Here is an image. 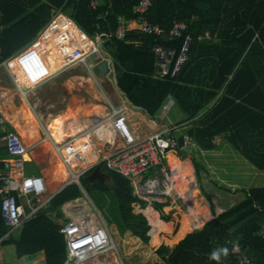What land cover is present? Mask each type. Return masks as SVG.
<instances>
[{
  "label": "trees",
  "instance_id": "trees-1",
  "mask_svg": "<svg viewBox=\"0 0 264 264\" xmlns=\"http://www.w3.org/2000/svg\"><path fill=\"white\" fill-rule=\"evenodd\" d=\"M139 1L0 0V64L31 46L55 16L63 13L88 36L100 35L102 51L110 60L117 86L130 104L157 116L166 104L170 111L171 101L186 114V121L193 122L186 132L199 148L214 150L229 142L264 172V0H151L145 16L167 33L156 40L153 34L133 29L127 30L125 37H117L121 19L137 17L134 7ZM179 21L187 24L186 32L193 36L189 59L176 76H157L154 47L161 43L173 49L176 57L183 38L171 37L169 31ZM4 134L0 131V136ZM189 151L193 150L182 143L177 154L185 158ZM191 159L199 181L201 170L209 176L195 154ZM188 161L177 158L178 172L186 173L184 182L193 171ZM98 166L110 174L112 183L87 178ZM254 175L252 181L264 179ZM80 180L81 185L71 182L60 190L47 208L40 209L18 233H12L2 243L15 245L18 257L43 250L46 264H65L67 247L61 233L63 225L58 220L67 222L69 218L62 206L91 188L113 190L123 231L130 230L144 243L149 242L152 225L145 214L134 212L133 207V203H139L144 208L148 201L135 193L128 177L102 161ZM210 182L231 192L242 188L245 196L216 212L211 196L201 186L211 207V218L191 231L188 211L179 230L173 227L168 231L176 234V241L182 239L173 248L161 244L157 255L168 264H241L246 254L253 264H264V182L249 188L229 181L220 184L214 178ZM168 205L169 201H152L153 208L159 211ZM160 218L169 221L164 214ZM8 231L0 203V238ZM162 231L155 244L160 242ZM235 243L239 252L234 251Z\"/></svg>",
  "mask_w": 264,
  "mask_h": 264
},
{
  "label": "crops",
  "instance_id": "crops-1",
  "mask_svg": "<svg viewBox=\"0 0 264 264\" xmlns=\"http://www.w3.org/2000/svg\"><path fill=\"white\" fill-rule=\"evenodd\" d=\"M60 14L61 15H59V17L55 18V20H53L51 24L46 27L44 30L45 33H43V31V35L41 33L37 40L33 43L34 45H37L41 40L43 48H40V44H38L37 49L36 47H32L24 54H18L7 60V64L10 62L9 66L4 63L0 64V111L8 120V123L5 127L8 129H15L28 145L29 153L25 163V173L27 175L35 174L45 178L48 187L46 196L56 195L65 187L64 185L70 181V176L67 169V175H65L64 178H60L62 177L61 171H63V168L65 169V167L61 157L59 156V153L53 145V142L65 143L66 141L70 140L67 147L64 149V153L71 155L70 160L72 162V167L76 172L83 170L87 171L88 169L102 162L103 159H105V157H107L109 154L111 147L106 145L103 141L104 139L98 136L99 134H97V132L99 131H86L88 127H91L98 121V119L107 114L109 109L107 101L108 98H110L115 104H123L127 107L130 125L133 131L141 137L160 130L167 124H177L179 126V133H187L186 129L193 124V122L186 121V114L181 111L178 106L173 105L171 101L169 102L170 111L174 110L171 118L168 117V113L170 111L167 108V104L162 108L161 113L157 116H151L139 107L130 104L117 86L115 77L114 79L110 77L111 73L114 75L113 68L110 63H108V81L105 83V87L103 86L104 89L98 85L94 77L97 76L99 80L101 78L98 65L94 60H88V65L80 63L72 67H68L69 69L79 68L80 71H70L66 74H58L59 71L63 69V66L61 67V62L64 58L62 50L64 43L69 41L71 44L69 46L73 48L74 46L86 47L85 45L92 42V38L88 36L76 24V22H74V20L63 13ZM124 25L127 27V30H141L139 29L135 20L126 21ZM49 45L51 46V49L49 48ZM47 49L50 50L46 51ZM11 64L13 65L11 66ZM89 66L93 67L95 74H92L89 71ZM50 72H52L50 75L52 77L49 79V81H47V83H45L47 85L46 89L55 91L56 86H58L64 90L66 95L65 99H67L64 104V108H62L56 114L51 112V108L54 106V104L49 103V101H52L51 96H49L48 93L42 96L43 92L41 89L43 85H37L39 82H41V80L48 76ZM54 72L56 73V76ZM15 78L20 81L23 88L28 89L29 86H33V89L30 91V93L28 91V95L25 97H31L33 94L34 106H38L41 113L45 115V118L47 117L46 137L48 133L51 137V140L48 137L47 138L49 140L43 138L44 134L42 127L38 123L35 112L32 110L29 102L25 101L27 99H21V101L19 100V95H23L21 94L22 91L25 93L26 91L22 90L21 87L17 88L13 85L16 82ZM59 118L60 120L57 121ZM54 127H57L62 134L68 133V135L62 138L61 141L54 139ZM0 131L5 132L1 127ZM81 136L82 140H79ZM2 137L3 136H0V172L3 171L4 161L9 157L5 141L2 139ZM82 142L84 143V146L77 145V143ZM227 144L230 143L223 142L218 148L214 150H203L199 148L193 140L192 144L186 147H190L195 152V155L199 161L201 160L200 157L204 156L207 160L213 162V160H217L218 157L221 158V156H225L224 149L227 148L225 147ZM76 151L82 152L81 156H77L78 158L75 157ZM171 154L176 156L175 154L177 153L173 152ZM206 154H210L212 157L209 158ZM176 157L178 159L181 158L179 155ZM189 160L192 166H194L192 159L189 158ZM212 165L213 164L205 163L204 166L209 172V175L211 174L214 178L218 179L220 184L224 183L225 181L222 179L220 180L217 175L214 174ZM152 172L155 174L154 171ZM12 173L15 177L13 186H16V181L19 179L18 172L13 171ZM205 174L207 173L205 172ZM150 178L145 176L143 182ZM109 180L111 181L110 183H112V178L106 179L103 182H108ZM192 185H196V183L194 182ZM150 186L151 185L147 187L148 190L155 189L150 188ZM83 191L84 196L68 201L62 206V211L65 217L69 219L74 217L80 208L88 209L89 204L86 201V203H84V197L87 191L85 189ZM20 202L22 205V212L25 213L31 211V208L28 205H25L22 197ZM134 204L140 205L139 203H133V207ZM48 205L45 208H47ZM26 206L28 208H26ZM140 207L142 206L140 205ZM141 212L144 214L143 211ZM51 214L55 215V212ZM58 221L62 225L65 223L63 219H59ZM166 223L171 222L166 221ZM172 228L173 224L172 227L167 230H171ZM19 231L14 233H18ZM33 264H46L45 252L43 250L33 255Z\"/></svg>",
  "mask_w": 264,
  "mask_h": 264
},
{
  "label": "built area",
  "instance_id": "built-area-1",
  "mask_svg": "<svg viewBox=\"0 0 264 264\" xmlns=\"http://www.w3.org/2000/svg\"><path fill=\"white\" fill-rule=\"evenodd\" d=\"M150 4L151 0H140L134 7V12L137 13L134 20L141 31L155 35L156 40H158L167 31L160 24L152 23L146 18L145 13ZM125 22L126 20L121 19V24L116 30L115 34L119 38L125 37L127 31V27L124 25ZM186 31L187 24L184 21L176 22L169 31L171 37L183 38V43L176 57L173 49L161 43L155 45L157 75L166 76L169 74L172 77L176 76L189 59L193 36ZM91 38L92 42L85 45L86 47L74 46L71 48L69 41L63 44L64 58L62 64H64V67L68 68L80 63L88 65L90 57L96 61L97 65L103 60L110 63L109 58L103 56L100 35L97 34ZM174 57L175 61L173 62ZM3 63L7 66L10 64V62L7 64V61ZM89 71L95 74L91 66H89ZM94 77L98 85L104 89L97 76ZM15 80L19 85L20 81L16 78ZM22 93L26 96L24 91ZM107 101L109 106L107 114L86 130H98V136L104 139L106 145L111 147L109 154L103 161L106 162L109 168L117 170L128 177L135 186L136 194L139 195L140 190H147V187L154 182H156L154 188L161 190L157 177L149 179L146 185H142L144 177L152 171L158 175L169 164V155L173 152L177 153L182 143L185 147L192 144L193 138L188 133H179L177 124H167L162 129L149 135L138 136L130 125L127 107L123 104H115L110 98ZM7 123V118L0 111V127L5 131L2 139L5 141L9 154V157L4 161L3 171L0 172V203L9 231L0 238V244L4 238L19 231L23 224L40 209L45 208L53 197L46 196L48 187L43 176L27 175L25 173L29 147L15 129L5 127ZM47 137L51 140L48 133ZM69 141L65 143L53 142V145L59 153L65 169L71 172L70 181L81 185L80 174H84L86 170L74 171L70 160L71 155L64 153ZM81 155V151H76L75 157ZM13 171L18 172L19 179L16 181V186H13L15 178ZM163 192L165 193V190ZM21 197L24 203L31 208L30 212H20L22 210ZM61 231L65 237L68 254L65 264H85L101 253L117 250L110 228L105 220L94 212L91 206L88 209H78L75 216L64 223ZM262 234L264 235V230ZM234 251H240L237 243L234 245ZM241 264H253V262L248 255L243 254Z\"/></svg>",
  "mask_w": 264,
  "mask_h": 264
},
{
  "label": "rangeland",
  "instance_id": "rangeland-1",
  "mask_svg": "<svg viewBox=\"0 0 264 264\" xmlns=\"http://www.w3.org/2000/svg\"><path fill=\"white\" fill-rule=\"evenodd\" d=\"M59 15L61 14L58 13L55 16V18L59 17ZM43 33H45V31ZM38 44H40V48H43V44L41 40ZM33 45L34 44H32L30 47L22 51L20 54H24L25 52L30 50L32 47H36L37 49V45H34V46ZM49 48L51 49L50 45H49ZM50 49H47L46 51H49ZM103 56L106 57L104 54ZM89 61H93V58L90 57ZM62 66H63V69L59 71V73L57 72L58 74H66L70 71L71 72L80 71L79 68L69 69L67 67H64V64H61V67ZM51 74L52 72H50V74L46 76L37 85L39 86L43 85L41 89V91L43 92L42 96L45 95L46 93H48V95L51 96L52 101H49V103L54 104V106L51 108V112L53 114H56L62 108H64V104L67 101V99H65L66 95H65L64 90L58 86H56L55 91L46 89L47 85L45 83H47V81L51 79L52 77L50 76ZM55 76H56V73H55ZM110 77L114 79V75L112 73L110 74ZM13 85L16 86L17 88L20 85L21 89L26 91V95H28V91L30 93V91L33 89V86H29L28 89L23 88L20 83L18 85L16 82ZM18 98L20 101L21 99L23 100L27 99L25 101L29 102L32 110L35 112V116H36L38 123L42 127V131L44 134L43 138L46 140H49L46 137L47 117L45 118V115L41 113L40 108L38 106L37 107L34 106L33 94L31 97H28L30 100L24 95H19ZM173 111L174 110H171L168 113L169 118H171ZM79 140H82V136L79 138ZM77 145L84 146V143L83 142L77 143ZM227 145L225 146L227 148L224 149V152H225L224 157L222 156L221 158L218 157L217 160H213V162H210L204 156H201L200 157L201 163L203 165H205V163L213 164L212 166H213L214 174L217 175L219 179H222L225 182H228V181L235 182L236 184H239V186L243 188H249L252 186H258L260 184H263L264 179H260L259 181H252L251 178L255 176L254 175L255 173L259 174L258 177L264 178V174H262L264 172H260V170H258L255 166H253L252 163L247 161L240 152L235 150V148L232 145L230 144H227ZM194 154H195L194 151L188 152V155L191 157L194 156ZM175 155L177 156L178 154H175ZM206 155L209 158L212 157L210 154H206ZM176 156L171 154L170 158L168 159L169 164L163 171L159 172L158 175L155 176L153 172H150L148 173V175H146L149 178L152 177L150 179H154L157 177L162 189L161 190L155 189V190H149V191H147L148 189L140 190L139 196L147 200L148 204L144 208L140 207V205L138 204H134L135 212L137 213L141 211L144 212V210L147 207L152 206L153 200H157L161 202L169 201V205L165 206L160 211L154 208L158 212L159 217L161 216V214L166 215L169 219V222L173 224L174 231L177 232V230H179L181 226L182 218L189 211L188 218L193 225V228L191 229V231H193L195 228H198L204 221L210 219L212 216L209 201L207 200L205 195L201 192V188H200L201 186H203V188H205V190L211 196L214 202V205H215L216 212H221L224 209L239 202L240 200L244 198L245 194L242 188L239 189L238 191H236L237 188H233L235 190H233L232 192L220 189L216 185L210 182V179L214 177L211 174L209 176L205 174L204 170H201L200 172L202 179L201 181H199L196 176V169L194 166H192L190 161H188V164L193 169V171L188 178V182H184L186 173L178 172ZM189 156H187L186 158H183V159L180 158V159L181 160L189 159L191 158ZM248 171L254 174L251 176V174H249ZM68 174L71 178L72 175L70 171H68ZM148 181L149 179L143 182L142 185H146ZM108 182H111V181L109 180ZM194 182L196 183V185H192ZM164 190H165V193L163 192ZM85 201L89 205H91V208L94 210L96 214H98L99 216H101V218L105 220L108 227L110 228L113 239L117 245V250H113L109 253H101L97 255L96 257L92 258L91 263H88V264H168L161 256L157 255L156 249L163 243L173 248L182 238L176 241L175 240L176 234L174 232L173 233L168 232L170 230H167L168 229L167 228V229L159 230V231H162V230L167 231V232L162 231L160 233L161 240L159 243L155 244V242L158 239L157 232L155 235L156 237L152 235L149 242L144 243L139 237H137L131 231L124 232L123 229L121 228L119 202L113 190L104 191V190H100L99 188H91L85 194L84 203H86ZM89 205L88 207H90ZM26 208L28 207L26 206ZM146 217L148 218L147 215ZM148 221L150 222L149 218H148ZM151 229H153V232H154L153 225ZM189 232H187V234ZM13 234L15 235L16 233H13ZM0 264H33V255L18 257L16 254L15 245L9 244V243H1L0 244Z\"/></svg>",
  "mask_w": 264,
  "mask_h": 264
},
{
  "label": "bare ground",
  "instance_id": "bare-ground-1",
  "mask_svg": "<svg viewBox=\"0 0 264 264\" xmlns=\"http://www.w3.org/2000/svg\"><path fill=\"white\" fill-rule=\"evenodd\" d=\"M59 119H57V121H59ZM54 124V123H53ZM58 124V123H57ZM75 128V127H74ZM68 135V133H64L62 134L60 132V130L57 128V127H54L53 129V136H54V139L58 140V141H61L62 138L66 137ZM171 154L169 155V158H170ZM168 158V159H169ZM62 172V177L60 178H64L65 175H67V171L66 169L63 168V171ZM156 186V182L152 183L150 188H154ZM144 212L146 213V215L148 216L151 224L153 225V228H154V232H153V229H152V235L154 237H156V232L158 233L159 230L161 229H170L172 227V223H166V222H163L162 219L159 217V214L158 212L151 206L147 207ZM155 240V239H154ZM88 263H91V261L85 263V264H88Z\"/></svg>",
  "mask_w": 264,
  "mask_h": 264
},
{
  "label": "water",
  "instance_id": "water-1",
  "mask_svg": "<svg viewBox=\"0 0 264 264\" xmlns=\"http://www.w3.org/2000/svg\"><path fill=\"white\" fill-rule=\"evenodd\" d=\"M108 69L109 68H108L107 60H103L98 64V70L101 75L100 81L104 87H105V83L108 81V78H107ZM87 178L92 181H95V180L104 181L106 179H111V176L108 172L104 171L100 166H98L95 168V170L90 175L87 176ZM70 182L72 181H69L67 184H69ZM149 235L152 236V229L149 231Z\"/></svg>",
  "mask_w": 264,
  "mask_h": 264
}]
</instances>
